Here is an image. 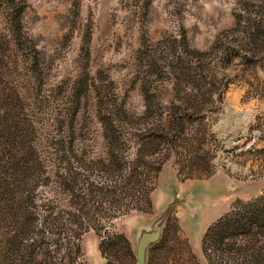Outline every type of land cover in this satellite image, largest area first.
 <instances>
[{"label": "rangeland", "instance_id": "rangeland-1", "mask_svg": "<svg viewBox=\"0 0 264 264\" xmlns=\"http://www.w3.org/2000/svg\"><path fill=\"white\" fill-rule=\"evenodd\" d=\"M168 176L230 195L148 264H264V0H0V264H135Z\"/></svg>", "mask_w": 264, "mask_h": 264}, {"label": "water", "instance_id": "water-1", "mask_svg": "<svg viewBox=\"0 0 264 264\" xmlns=\"http://www.w3.org/2000/svg\"><path fill=\"white\" fill-rule=\"evenodd\" d=\"M164 185L162 189L166 193L165 199L158 205L156 212L148 219L136 221L134 224L135 264H148V250L161 238L163 225L176 206L181 208L193 235L200 237L207 215L218 206L217 200L222 201L224 196L230 195L227 186H216L210 182L197 183L181 191L174 179L168 176ZM97 264H105L104 259L99 260Z\"/></svg>", "mask_w": 264, "mask_h": 264}, {"label": "trees", "instance_id": "trees-1", "mask_svg": "<svg viewBox=\"0 0 264 264\" xmlns=\"http://www.w3.org/2000/svg\"><path fill=\"white\" fill-rule=\"evenodd\" d=\"M157 170H158V168H157ZM256 203H257V200L253 202L254 208L256 207L254 210H249V211L246 210V207H250L251 208L253 206L252 204H248V206L243 205L242 208L240 207V209L238 207L239 210H235L234 212L219 218L216 222L217 223H221L223 221L225 223L229 222L228 224H225V226H227L228 228H231V229L234 228V230H236V231L239 230L241 227L247 225V223L250 226L251 222H252L251 221L252 219L264 217V207L255 206ZM247 212H248V214H246V215L250 219V222L249 221L245 222L244 220L247 217H246V215H242L243 213H247ZM222 238H224V237H222ZM220 243H222V241H217L216 249L218 248ZM203 249H204V252H205L206 250H205V246L204 245H203Z\"/></svg>", "mask_w": 264, "mask_h": 264}]
</instances>
